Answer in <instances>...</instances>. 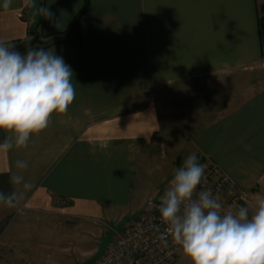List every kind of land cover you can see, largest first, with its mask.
Instances as JSON below:
<instances>
[{
    "label": "crops",
    "instance_id": "1",
    "mask_svg": "<svg viewBox=\"0 0 264 264\" xmlns=\"http://www.w3.org/2000/svg\"><path fill=\"white\" fill-rule=\"evenodd\" d=\"M86 3L76 35L69 29ZM2 5L0 40H30L41 17L40 43L32 48L63 58L76 96L26 148L0 152V191L20 190L10 182L16 173L32 184L18 208L0 210L50 209L61 201L75 216L112 222L142 209L193 153L264 196V0ZM236 73H254L257 81L237 95L224 89L225 103L215 101L214 111L203 107L204 100L213 104L211 91L180 88ZM17 160L28 168L17 169Z\"/></svg>",
    "mask_w": 264,
    "mask_h": 264
},
{
    "label": "clouds",
    "instance_id": "2",
    "mask_svg": "<svg viewBox=\"0 0 264 264\" xmlns=\"http://www.w3.org/2000/svg\"><path fill=\"white\" fill-rule=\"evenodd\" d=\"M12 3L3 0L2 7ZM43 11L50 19L48 9ZM72 80V69L53 49L29 47L21 54L0 40V152L26 148L54 115L65 114L76 96ZM15 167L25 170L28 162L17 160ZM205 167L193 153L175 169L158 207L168 234L190 264H264V196L254 210L240 206L226 211L211 190H199ZM10 182L20 190L0 191V205L18 208L32 184L19 173Z\"/></svg>",
    "mask_w": 264,
    "mask_h": 264
},
{
    "label": "rangeland",
    "instance_id": "3",
    "mask_svg": "<svg viewBox=\"0 0 264 264\" xmlns=\"http://www.w3.org/2000/svg\"><path fill=\"white\" fill-rule=\"evenodd\" d=\"M228 79L188 82L180 88L211 91L213 104L210 106L204 100L203 107H210L214 111L215 101L219 106L225 103V98L222 97L224 89L228 88L230 94L232 88L237 95L246 86L257 81L254 73H236ZM189 101L195 102V99L190 98ZM210 165L213 164L207 166ZM172 178L173 175L164 186L156 189L160 191L157 195H150L142 209L112 222L75 216L61 201L50 209L0 210V264H94L116 232L131 224L151 203L160 202V197ZM232 187L231 191L242 193L244 196L245 201L241 206H249L254 210L255 201L261 197L256 189L244 190L234 182ZM227 189L230 190V187ZM229 197L224 195L219 200L224 205ZM176 250L171 264H190L179 246Z\"/></svg>",
    "mask_w": 264,
    "mask_h": 264
},
{
    "label": "built area",
    "instance_id": "4",
    "mask_svg": "<svg viewBox=\"0 0 264 264\" xmlns=\"http://www.w3.org/2000/svg\"><path fill=\"white\" fill-rule=\"evenodd\" d=\"M205 178L199 190H211L219 199L230 196L222 204L224 209L243 205V194L231 191L233 182L220 167H205ZM159 204L151 203L131 224L116 232L94 264H171L177 246L160 218Z\"/></svg>",
    "mask_w": 264,
    "mask_h": 264
},
{
    "label": "water",
    "instance_id": "5",
    "mask_svg": "<svg viewBox=\"0 0 264 264\" xmlns=\"http://www.w3.org/2000/svg\"><path fill=\"white\" fill-rule=\"evenodd\" d=\"M32 38L28 41L21 42L17 45H14V50L20 52L21 54L24 53L29 47H33L40 43L39 37L36 33H31Z\"/></svg>",
    "mask_w": 264,
    "mask_h": 264
},
{
    "label": "trees",
    "instance_id": "6",
    "mask_svg": "<svg viewBox=\"0 0 264 264\" xmlns=\"http://www.w3.org/2000/svg\"><path fill=\"white\" fill-rule=\"evenodd\" d=\"M87 8V3L84 5L83 9L77 14V16L75 17L72 25H71V29H69V31H72L74 34L77 35L78 31H77V26H78V22L81 18V16L84 14V12L86 11ZM41 17L39 18L37 24L32 28L31 33H35L36 32V28L41 24ZM48 45V44H46Z\"/></svg>",
    "mask_w": 264,
    "mask_h": 264
}]
</instances>
